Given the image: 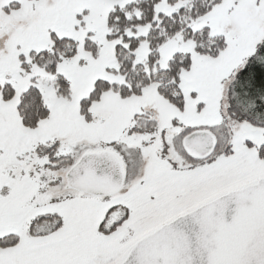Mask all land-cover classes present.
Listing matches in <instances>:
<instances>
[{
    "label": "snow or ice",
    "instance_id": "1",
    "mask_svg": "<svg viewBox=\"0 0 264 264\" xmlns=\"http://www.w3.org/2000/svg\"><path fill=\"white\" fill-rule=\"evenodd\" d=\"M0 264H264V0H0Z\"/></svg>",
    "mask_w": 264,
    "mask_h": 264
}]
</instances>
